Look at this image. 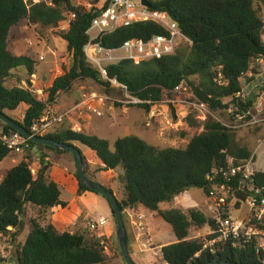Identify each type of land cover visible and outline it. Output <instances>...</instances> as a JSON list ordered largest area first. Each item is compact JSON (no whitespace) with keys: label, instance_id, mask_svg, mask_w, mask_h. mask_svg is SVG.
Masks as SVG:
<instances>
[{"label":"trees","instance_id":"16d2710c","mask_svg":"<svg viewBox=\"0 0 264 264\" xmlns=\"http://www.w3.org/2000/svg\"><path fill=\"white\" fill-rule=\"evenodd\" d=\"M152 7L165 12L175 21L191 44L180 45L174 53L161 58L122 60L108 65V76L126 84L133 96L150 101L151 105L178 96L173 90L184 82L213 114L224 118L226 113L228 119L237 113L250 112L248 117L254 114V98L242 100L235 94L242 91L241 80L251 81L253 76L247 74L257 72L255 58L264 57V20L260 14L264 0H157L152 2ZM71 13L75 14V18L69 22L66 30L58 33L66 42L71 64L52 81L45 93V100L37 99L28 88L7 86L6 81L13 72L22 69L31 76L36 68V61L32 57L15 55L9 50L10 29L24 19L43 29L55 28ZM96 16L94 9L74 5L72 0H0L2 113L26 105L22 120L16 122L30 132L32 124L42 117L45 108L55 102L58 94L68 92L76 81L90 80L107 88V92L112 90L100 71L87 61L83 50L89 39L86 30ZM158 34H165L158 24L136 22L106 34L100 42L103 46L114 48L128 39L148 40ZM151 105L145 103L138 106L147 111ZM186 121L189 127L198 125L190 115ZM202 126V131L194 134L184 147H159L136 135L119 137L111 143L69 127L43 136L72 145L78 143L91 149L103 164L102 170L121 168L122 172L118 175L123 189V196L118 200L121 211L142 206L155 212L176 237L175 242L165 244L160 249L166 264H201L209 261L264 264V249H256L253 238L245 241L226 239L214 248H203V239L192 238L190 233L205 226L215 229L216 222L202 210L191 208L184 212L176 207L161 208L162 204L170 205L190 188H199L207 196L212 185L207 175L213 169H225L230 159L237 163L252 155L247 145L239 143L237 129L225 127L212 116ZM0 127L5 133L16 131L2 121ZM28 143L22 159L8 169L0 180V239L9 235L12 245L24 228H28V234L16 248L11 261L14 264H108L110 257L101 239L88 233H71L51 221V208L64 207L66 203L60 198V187L49 177V163L44 165L47 159L43 150H60L30 140ZM34 146L40 153L38 157L32 151ZM13 154L0 141V162ZM82 159L85 167L83 156ZM35 161L38 164L36 174L41 173L38 183L36 175L31 172ZM84 173L88 176L86 170ZM75 176L77 178L76 173ZM253 181L256 186L264 187V171H257ZM78 183V194L84 191L98 194ZM240 196L243 199L246 197L243 194ZM116 249L122 257L118 244ZM8 262L0 251V264Z\"/></svg>","mask_w":264,"mask_h":264},{"label":"built area","instance_id":"2783aa9c","mask_svg":"<svg viewBox=\"0 0 264 264\" xmlns=\"http://www.w3.org/2000/svg\"><path fill=\"white\" fill-rule=\"evenodd\" d=\"M38 1L35 0V2ZM107 1L98 0L86 7L88 10L94 9L97 12V16L92 19L86 30L89 39L83 50L87 61L100 71L102 78L108 81L112 87L122 91L126 103L133 105L147 103L151 105L150 101L133 96L126 84L120 83L115 78H110L107 66L122 60L140 61L148 58H161L164 55L174 53L182 43L190 45L191 41L181 32L178 24L171 20L165 12L153 9L152 2L157 0H146L151 4V7L144 5L142 0H109L108 3ZM74 18L75 14L71 13L64 21L69 24ZM145 21L158 24L165 30V34L154 35L148 40L128 39L114 48L103 46L100 42L103 36L117 28ZM39 59H43L42 56ZM254 64H264V57L255 58ZM27 88L34 95L37 94L35 95L37 99L45 100L46 97H43V93H35L41 92V90ZM173 92L182 97L176 96L167 100L173 108L171 110L167 107V114L170 110L175 115V119L165 118L171 127H188L186 118L189 115L198 121L201 126L209 116H212L222 125L231 129L246 127L250 130L252 127L264 122L261 113L251 114L250 117H248L250 112L237 113L232 119L227 118L226 120L216 117L204 102L197 99L193 90L185 86L184 82L177 85ZM39 94L42 96H39ZM235 96L242 100L246 99L243 91L237 92ZM105 99H107L106 96L98 93H82L81 100L64 111L56 110L51 105L47 106L42 117L32 124L30 132L34 135L43 136L49 133L55 125L74 114L81 113L82 108L88 106L90 102H102ZM159 104L150 106L147 110L149 117L156 114ZM229 113H232V110H229ZM0 141L7 145L14 154L21 156L26 153L29 147V138L17 131L5 133L0 130ZM31 172L34 176L36 175L34 167H31ZM255 173L256 168L253 159L250 157L237 161V163H235V160L230 159L225 169L223 167L219 170L213 169L207 175V180L212 184L207 198L212 203V218L216 222V228L211 229L208 227L205 234L207 237L203 239V248H214L226 239L237 241L242 239L245 241L253 238L256 242V249H264V187L254 184L253 176ZM240 194L246 195V197L243 199ZM241 204L248 206L249 214L243 218H236L233 213L236 211V206ZM104 223L105 219L100 218L91 221L88 227L90 230H96L98 225ZM211 235L212 237L208 238ZM101 244L106 248L103 239H101ZM232 245L235 246L236 243H232Z\"/></svg>","mask_w":264,"mask_h":264},{"label":"crops","instance_id":"0c3cea01","mask_svg":"<svg viewBox=\"0 0 264 264\" xmlns=\"http://www.w3.org/2000/svg\"><path fill=\"white\" fill-rule=\"evenodd\" d=\"M58 38L63 40L60 37ZM14 42L17 43H14L13 46L20 44L18 40H15ZM64 44L66 45L65 41ZM13 46L9 43L8 48L13 54H15L14 51L18 50L20 47ZM41 56L43 58L41 60H44V56L40 55V57ZM258 70L259 69H256L257 72L254 74L253 72H249L247 74L249 77L253 76L251 81H247L246 79L241 80L242 91L244 92L246 99L254 98L255 100V114L264 111V70H261L260 73ZM19 71H22V69ZM10 79L12 78L10 77ZM259 90H263L262 93H260ZM74 95L75 99H78L77 94L74 93ZM65 97V94H58L51 107L56 110H63L64 108L66 109L67 105L69 106L70 104ZM26 107L27 106L25 105V109ZM101 108L102 106L98 103V101H94L86 107L87 112L85 111L84 114L77 113L72 115L63 122L55 125L50 130V133L56 132L64 127H69L73 131L82 132L85 134H93L100 138L107 139L113 143L117 138L111 140L109 137L105 136V134L113 135L114 133L122 131L132 124L133 126L137 127V131H139L138 133L140 135L147 137L152 143L154 140H158L153 139L149 130L145 129L141 123H136L127 119L125 117V109L118 111L120 113L115 117L99 118L92 111H99ZM111 114L115 115L112 111ZM262 124L264 125V122L252 127L250 130L248 129L249 141L250 139H254L256 141L253 148L247 144V147L252 153L250 157L253 159L256 172L264 171V128H262L264 126ZM73 145L79 149L81 155L85 159L84 170H86L87 175L106 188L111 189L113 194L116 195V186L113 187V185L116 181H118V175L122 172L121 168L102 170L103 164L97 159L94 152L92 156L85 155L79 146L81 144L74 143ZM43 152L46 155L47 163H49V177L60 187V198L66 203L64 207L59 205L51 208V221L57 227L65 228L71 233L83 232L88 233L89 235L98 239H103L106 243L105 252L110 257L108 264H125L123 263L124 261H120V259H118L115 252L118 244V230L115 217L108 201L102 195L93 193L91 191H84L81 194H78L79 183L75 176L76 172L73 158L69 152H63L62 150L53 151L49 149H44ZM21 159L22 156L17 155L14 157H7L1 161L0 180L6 171L16 165ZM33 166L37 170L38 164L36 161L33 163ZM117 189H120L119 194L121 193L123 196L122 187L119 185V188ZM193 204L195 205L196 202H194L188 196L187 191H185L184 193L177 196L170 205L162 204L161 208L176 207L186 212L189 208L194 206ZM247 214H249V208L246 204H241L240 209H237L233 213L236 218L246 217L245 215ZM122 215L126 229L127 249L133 262L135 264H166L162 260L160 249L165 244L175 242L176 237L174 236L167 243L159 244L157 239V231H159L158 225L161 218L157 215V213L151 212L142 206H136L133 208H125L122 211ZM100 218L105 219V223L103 225H98L96 230H90L88 224L91 221H95ZM206 227L208 229V226ZM201 231L202 229L196 231L198 233L196 237L201 236ZM27 234L28 228L25 230V237Z\"/></svg>","mask_w":264,"mask_h":264},{"label":"rangeland","instance_id":"374dc122","mask_svg":"<svg viewBox=\"0 0 264 264\" xmlns=\"http://www.w3.org/2000/svg\"><path fill=\"white\" fill-rule=\"evenodd\" d=\"M35 1V0H34ZM94 0H72V3L77 6L87 7L88 4H93ZM261 17L264 20V8L260 9ZM68 27V23L62 21L58 24L55 28H41L38 25L29 23L26 19L20 21L17 25L13 26L10 29L9 33V43L13 46L15 40H18L20 44L15 45L13 47H20L18 50H15V54L19 55H28L32 57L36 61V68L33 75L28 76L24 70L22 71H15L13 72L12 79H8L6 81V85L16 86L19 85L24 88H31L32 90H41V92L35 93H43V97H45V93H47V89L51 86L52 81L62 75L65 69H68L71 64V56L66 50V45L64 44L63 40H60L58 37V33L61 31L66 30ZM264 40V34H263ZM181 46H188L184 43ZM18 51V52H17ZM40 55L44 56V60H40ZM256 69H259L258 72L260 73L261 70H264V65L256 64ZM29 79V83L27 82ZM21 82H20V81ZM32 80V82H31ZM23 82V83H22ZM112 87V86H111ZM107 88L101 87L96 85L90 80H81L76 81L71 89L68 92H62L61 94H65V98L69 101V106L67 105L66 109L70 108L71 106L75 105L77 102L81 100L80 95L81 93H98L101 95L106 96L107 99L98 103L102 106L101 110L96 111L93 110L92 112L99 118H107V117H115L119 114L122 109H125L126 115L125 117L130 121H134L136 123H141L145 129L149 130L150 135L154 140L153 143L147 138L140 135L137 131V127L130 124L127 128L123 129L122 131L116 132L112 134H105V136L109 137L111 140L115 138L122 137L125 135H137L140 138L144 139L145 141L157 145L159 147H184L188 140L194 135L202 131V126L198 123L197 126L194 127H171L168 125L166 119L170 117L171 119H175L174 112L169 110L167 114V107L171 108L170 104H168L167 100L164 99L157 107L156 114L153 117H149L147 111L139 107L138 105L128 104L125 102V97L119 89L116 87H112V90L109 92L106 91ZM262 93L261 90H259ZM264 92V91H263ZM74 93L77 94L78 99H75ZM37 95V94H35ZM39 96H42L39 94ZM182 97L181 95H178ZM97 102V101H96ZM92 102H90L91 104ZM86 107H83L81 113L84 114L86 111ZM179 108V107H178ZM185 108V107H184ZM61 109H59L60 111ZM65 108L61 111H64ZM110 110V111H109ZM25 111V105H20L15 111H6L5 114L10 116L15 121H21L23 118V114ZM111 111L115 114L112 115ZM115 111V112H114ZM191 111V110H190ZM87 112V111H86ZM256 113V111L254 110ZM254 113V114H255ZM259 113V112H258ZM216 117H219L223 120H226L227 115L225 113L224 118L219 116L218 114H214ZM261 117H264V111L261 112ZM166 118V119H165ZM169 119V118H168ZM124 123V121H123ZM263 125V124H262ZM264 126V125H263ZM264 128V127H262ZM0 130L2 128L0 127ZM50 132V131H49ZM236 134L238 136L239 143L251 146L255 145L256 141L254 139L248 138V129L246 127H240L237 129ZM85 155H93V151L89 148L79 145ZM17 156V154L10 155V157ZM23 157V156H22ZM264 159V155H263ZM31 167H34L33 165ZM122 187L119 181H116L113 185L116 186L117 194L115 195L117 199H121L122 195L120 189ZM188 196L196 202L193 206L194 208H198L202 210L208 217H212L213 211L211 208V201L207 198V196L203 193V191L199 188H190L187 190ZM198 203V204H197ZM241 206V205H240ZM240 206H236V210L240 209ZM192 207V208H193ZM191 209V208H189ZM188 209V210H189ZM187 210V211H188ZM248 215V214H247ZM245 215V216H247ZM25 230L27 227L24 228L23 232L18 236L16 242L11 245L9 235L4 238L0 239V251L9 262L7 264H14L11 261V258L14 257L16 248L24 241L25 237ZM157 231V239L159 244L169 242L174 235L172 234L169 225L164 222L162 219L159 220ZM207 227H203L201 231L200 239H204L207 237L205 235L207 233ZM198 233L193 231L190 233L192 238H197L196 236ZM116 255L120 261H124L122 257L119 256L118 250L115 249ZM125 263V261L123 262ZM126 264V263H125Z\"/></svg>","mask_w":264,"mask_h":264},{"label":"water","instance_id":"95a60500","mask_svg":"<svg viewBox=\"0 0 264 264\" xmlns=\"http://www.w3.org/2000/svg\"><path fill=\"white\" fill-rule=\"evenodd\" d=\"M142 3L148 7H151V4L146 0H142ZM0 121L9 125L14 130L23 134L24 136L29 138L30 141L36 144L46 145V146H49V147H52L58 150H62V151H68L71 154L73 158L75 172H76L78 181L81 184H83L85 187H87L88 189H91L97 192L98 194L104 196L109 202L112 208V211H113V215L116 220V224H117L118 246L120 248L122 258L126 264H135L127 249L126 229H125L123 215H122V211L119 206L118 200L112 191H110L109 189H107L105 186L101 185L97 181L93 180L92 178H89L88 176H86V174L84 173V163H83L82 155L79 149L72 144L59 142L55 139L48 138L45 136L34 135L31 132L27 131L21 124L16 122L14 119L9 117L8 115L2 113L1 111H0ZM32 151L34 152V156L36 157L39 156L40 153L38 151L37 146H34L32 148ZM47 164H48L47 162L44 163V165H47ZM36 178H37L36 183H38L41 179V173H37ZM201 264H242V263L231 262V261H209V262H204Z\"/></svg>","mask_w":264,"mask_h":264}]
</instances>
